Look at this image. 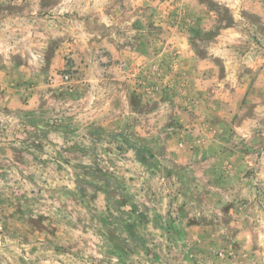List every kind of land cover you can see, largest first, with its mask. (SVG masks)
<instances>
[{
	"label": "rangeland",
	"instance_id": "rangeland-1",
	"mask_svg": "<svg viewBox=\"0 0 264 264\" xmlns=\"http://www.w3.org/2000/svg\"><path fill=\"white\" fill-rule=\"evenodd\" d=\"M0 264H264V0H0Z\"/></svg>",
	"mask_w": 264,
	"mask_h": 264
},
{
	"label": "trees",
	"instance_id": "trees-1",
	"mask_svg": "<svg viewBox=\"0 0 264 264\" xmlns=\"http://www.w3.org/2000/svg\"><path fill=\"white\" fill-rule=\"evenodd\" d=\"M140 153V152H139Z\"/></svg>",
	"mask_w": 264,
	"mask_h": 264
}]
</instances>
